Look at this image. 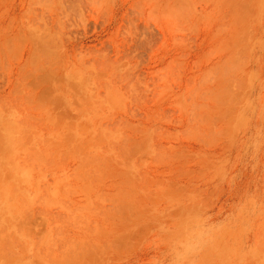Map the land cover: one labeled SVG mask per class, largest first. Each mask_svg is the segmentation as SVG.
I'll use <instances>...</instances> for the list:
<instances>
[{
  "label": "rangeland",
  "instance_id": "374dc122",
  "mask_svg": "<svg viewBox=\"0 0 264 264\" xmlns=\"http://www.w3.org/2000/svg\"><path fill=\"white\" fill-rule=\"evenodd\" d=\"M0 264H264V0H0Z\"/></svg>",
  "mask_w": 264,
  "mask_h": 264
}]
</instances>
